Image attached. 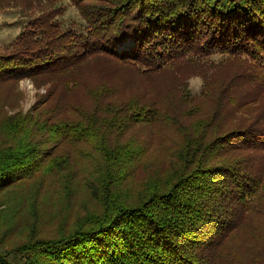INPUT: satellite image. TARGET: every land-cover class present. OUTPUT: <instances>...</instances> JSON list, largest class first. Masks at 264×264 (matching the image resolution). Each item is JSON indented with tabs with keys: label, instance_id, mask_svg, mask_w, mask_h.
Wrapping results in <instances>:
<instances>
[{
	"label": "trees",
	"instance_id": "1",
	"mask_svg": "<svg viewBox=\"0 0 264 264\" xmlns=\"http://www.w3.org/2000/svg\"><path fill=\"white\" fill-rule=\"evenodd\" d=\"M70 1L86 32H61L54 11L41 13L30 23L33 31L20 34L15 50L0 54V87L20 69L54 66L64 54H108L149 71L171 68L188 55L221 54L225 60L209 90L214 108L205 114L200 107L176 109L177 99L166 106L139 96L114 99L106 85L94 90V109L84 119H3L0 190L31 178L64 143L87 144L96 153L89 157L98 159L92 192L99 212L69 236L29 239L17 249L26 262L17 263L264 264V248L254 239L257 232L264 235V177L248 158L259 148L255 141L264 138V0ZM128 39L136 47L118 54L116 44ZM140 124L168 126L180 137L168 173L128 192L124 181L143 149L136 139L124 138ZM67 164L53 157L49 173L61 174ZM246 228L252 239L246 237L244 250L237 236ZM0 264L14 263L0 253Z\"/></svg>",
	"mask_w": 264,
	"mask_h": 264
},
{
	"label": "rangeland",
	"instance_id": "2",
	"mask_svg": "<svg viewBox=\"0 0 264 264\" xmlns=\"http://www.w3.org/2000/svg\"><path fill=\"white\" fill-rule=\"evenodd\" d=\"M48 11L56 13L54 22L61 32L67 30L77 35L86 32V22L70 0H0V54L8 55L14 51L20 34L33 31L30 23ZM134 46L135 42L128 39L115 47L121 55L130 52ZM224 60L221 54L188 55L171 68L149 71L141 65L132 67L121 63L108 54H84L77 58L64 54L54 61V66L47 65L39 70L20 69L11 74L13 77L0 87V124L3 119L19 114H41V120L84 119L94 109V90L106 85L113 87L114 99L128 100L139 96L144 102L164 106L177 99L179 104L170 103L176 109L191 111L200 107L197 111L205 114L214 108L209 90L220 78ZM241 117H245L244 114ZM175 131L168 126L140 124L128 132L124 142L136 139L143 151L133 174L124 181L126 191L140 189L150 178L168 173L175 141L180 137ZM4 140L0 134V146ZM255 144L259 148L250 150L254 155L248 158L252 157L251 167L255 171L262 170L264 177V138ZM83 145L87 146L61 144L59 149L51 151L50 158L43 159V165L31 178L11 181L0 190V253L7 254L12 263L26 262L27 256L17 255V249L29 239L56 240L69 236L87 216L99 212L100 205L92 192L94 161L98 159L89 157L96 153ZM53 157L69 160L68 169L61 174L49 173L48 164ZM262 204L264 206V185ZM257 233L254 239L257 238V243L264 248V235ZM251 235L246 228L237 237L245 241L246 237L252 239ZM248 242L245 241L244 250Z\"/></svg>",
	"mask_w": 264,
	"mask_h": 264
}]
</instances>
